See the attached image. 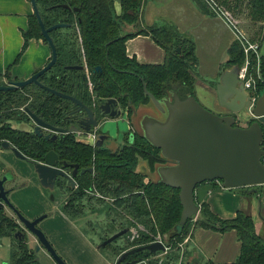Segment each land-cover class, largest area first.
I'll list each match as a JSON object with an SVG mask.
<instances>
[{
    "label": "trees",
    "instance_id": "16d2710c",
    "mask_svg": "<svg viewBox=\"0 0 264 264\" xmlns=\"http://www.w3.org/2000/svg\"><path fill=\"white\" fill-rule=\"evenodd\" d=\"M40 20L44 27L55 23H64V27L48 32L56 51L54 68L65 64L80 63L82 57L89 68L99 66L100 70L94 71L90 76L92 90L97 96H115L118 99L128 100L129 108L148 102V97L142 90L145 89L155 99H159L168 91H175L179 98L187 94L193 95V79L189 74L195 64L193 47L189 40L177 34L168 26L137 27L133 31H122L123 24L136 26L139 19V10L143 0H119V13L113 10V0H34ZM203 11L207 12L205 5L200 0H193ZM225 7L235 10L244 4L242 11H246V18L253 25L261 24L264 16V0H217ZM244 2V3H243ZM66 5L63 7L62 5ZM240 11V12H242ZM259 27V25H258ZM264 28L259 27L254 39L264 37ZM136 34L149 35L151 39L164 51L161 64H139L133 58L125 55L124 41ZM21 51L25 48L28 38H39L40 35L35 16L28 17V26L23 32ZM178 48V52L176 51ZM243 61V54L239 44L233 41L227 48V58L222 65V70L230 66L239 67ZM248 71L254 76V61H250ZM264 71V52L259 61V72ZM69 73L64 78L50 75L46 84L64 93H73L83 102H89V92L86 85H81L75 91L71 89ZM254 93L262 87L255 80ZM44 92V91H43ZM124 92V94H123ZM10 92H6L9 94ZM41 100L34 104V112L41 118L52 123H57L59 118L60 98L44 92ZM127 103V102H125ZM5 109V108H1ZM3 117H8L3 112ZM21 119V116L16 117ZM251 119L246 122V125ZM0 138H7L26 157L41 160L45 151L53 149L59 158L66 157L68 161L85 164L89 159V149L77 145L71 137L66 135L54 141L44 140L42 137L20 130H12L6 125L0 126ZM264 139V133H263ZM148 143L147 141H145ZM148 145H150L148 143ZM261 162L262 156L260 157ZM264 163V162H263ZM135 157L132 149L120 162L113 163L110 159L98 157L94 163V177L88 175L77 177L78 189L74 192L76 197L82 195L81 189L94 184L97 191L103 195L113 197V204L126 219L143 224L145 232H139L132 241H126L122 246L112 248L115 255L120 251L135 245H143L152 240L156 234L164 235L171 231L177 223L181 206L178 199V189L167 186L161 182L147 178L135 172ZM152 160L148 166L152 167ZM213 181V180H212ZM241 188V187H239ZM243 189H254L264 197V184ZM198 204V203H197ZM62 211L70 216L79 215L73 206H62ZM117 211L114 209V214ZM189 226V219L182 225L179 235L171 238L165 245L171 246L175 240H180ZM192 227H204L219 231L233 229L239 241V251L234 264H264V240L257 236L253 229V222L248 214L237 210L232 218L220 219L213 214L206 203L198 204V218ZM123 227L116 229L119 230ZM19 231V234L13 235ZM115 231V230H113ZM8 237L9 257L6 264H40L35 259L33 248H28L23 230L15 220L0 210V237ZM103 239V238H102ZM109 246L105 245L104 248ZM155 253H158L156 251ZM154 253L147 250H138L134 256L149 257ZM153 262V263H152ZM147 264H156V260L149 259Z\"/></svg>",
    "mask_w": 264,
    "mask_h": 264
},
{
    "label": "crops",
    "instance_id": "0c3cea01",
    "mask_svg": "<svg viewBox=\"0 0 264 264\" xmlns=\"http://www.w3.org/2000/svg\"><path fill=\"white\" fill-rule=\"evenodd\" d=\"M113 3L114 13L117 14L119 2L113 0ZM231 12L237 26L251 39L256 36L260 25L264 28V16L261 24L253 25L246 18L245 10L241 12L242 16H236L238 13L233 9ZM31 14L28 0H0L1 79L4 76L23 79L49 58V48L39 38H28L21 51L22 35ZM143 26H168L191 42L196 61L191 71L193 96L209 110L227 113L217 104L215 94V84L227 58V48L235 41L225 23L216 15L203 11L193 0H143L136 27ZM128 31H133V28L129 27ZM124 50L128 58L139 64H161L164 59L163 49L149 35L136 34L127 38ZM234 116L241 121L249 117L245 116V112L235 113ZM5 168L11 169L13 175L11 184L14 187L8 193L9 201L27 219L46 214L36 226L65 264H113V252L109 250L111 258L104 256L102 250L96 248L98 240L85 232L81 220L69 218L60 211L57 201L48 198L26 161L0 150V172ZM193 196L196 204L206 203L220 219L232 218L237 210L245 212L253 222L255 234L264 240V197L254 189L223 188L218 180H211L196 185ZM5 212L13 217L11 211ZM191 225L186 241L189 257L184 264H234L239 241L233 229L219 231ZM4 238L8 242V260L10 240ZM27 239V244H35L34 237L27 235ZM114 243L117 245V242ZM35 256L40 264H55L42 247Z\"/></svg>",
    "mask_w": 264,
    "mask_h": 264
},
{
    "label": "water",
    "instance_id": "95a60500",
    "mask_svg": "<svg viewBox=\"0 0 264 264\" xmlns=\"http://www.w3.org/2000/svg\"><path fill=\"white\" fill-rule=\"evenodd\" d=\"M32 14L35 16L40 35L44 39L50 51L49 60L39 70L27 79L10 82L14 86H23L27 83H37L36 77L54 64L56 53L54 44L48 34L49 31L64 27V23H55L44 27L34 0H28ZM65 7L66 5H62ZM178 52V48H176ZM80 68V66H75ZM69 68H74L70 66ZM97 68V67H96ZM238 67L233 65L224 68L218 76L215 84L217 104L227 110V114L218 115L201 105L196 98L187 94L180 99L175 91H168L159 99H155L147 90L143 82L142 90L148 97V102L132 108L131 125L140 132L142 137L153 147L159 150L162 163L156 164L152 172H146V176L153 181L161 182L167 186L178 189V199L181 206L177 223L171 231L162 235L164 244L171 238L179 235L182 225L187 219L196 215L198 204L194 201L193 191L196 185L211 180H218L223 188L250 187L264 184V163L260 157L264 155V149L260 147L264 133V95L257 96L253 107L249 112L244 110V102L247 92L242 87V82L237 78ZM2 87L1 89H9ZM65 99L71 100L73 105L84 112L85 117H91V111L79 100L57 93ZM113 99L107 100L103 106L107 107ZM151 109V113L138 115V108ZM245 112L249 116L245 121L251 122L245 126L234 125L235 113ZM35 122L34 131L39 127H46L55 131H63L54 128L30 114ZM85 118L79 121L84 124ZM138 128V129H137ZM6 147L7 144L2 143ZM14 154L19 153L13 150ZM57 157L52 151L43 155V162H33V171L44 188H52L55 176H64L57 168ZM76 166L73 167L74 174ZM6 178L0 177V208L7 206L23 228L31 233L36 242L33 254L36 255L40 247L44 248L55 264H65L47 241L43 232L36 226L44 217L39 215L34 219H27L19 213L7 199V189L3 183ZM72 185V180L67 177ZM127 229H121L101 241L97 248L109 243L116 237L125 233ZM19 234V231L14 235ZM138 250H147L152 253L163 251L162 242L155 240L141 246L133 247L121 252L113 264H142L139 258L124 260L126 256ZM35 259L37 257L35 256Z\"/></svg>",
    "mask_w": 264,
    "mask_h": 264
},
{
    "label": "flooded vegetation",
    "instance_id": "af4514ba",
    "mask_svg": "<svg viewBox=\"0 0 264 264\" xmlns=\"http://www.w3.org/2000/svg\"><path fill=\"white\" fill-rule=\"evenodd\" d=\"M48 60L49 58L47 59V61ZM46 62L42 66H44ZM55 62H56V58H55ZM53 65H51L50 68H48L46 71H44L43 73H41L36 77L37 83L30 82L23 86H14L10 82H18L25 80L33 73H35L37 70H39L42 66L34 70L30 75H28L23 79H15V78L9 79L6 76H4V78L2 79L0 78V86L10 87L9 89L0 90V126L6 125L12 130L26 131L36 135L37 137H42L44 138V140H47L49 142L56 140L58 137H63L68 135L71 137V140L75 144L85 146L89 149L90 152L88 156L89 159L86 160L85 164H80L76 161H68L67 158L64 156L59 158L57 153L53 149H48L47 151H52L56 154L57 157L56 166L63 172L64 176L61 175L55 176V178L53 179V185L51 189L44 188L40 184L39 185L43 188V190L46 192L48 198L51 201H57L60 211L65 216L69 218L80 219L82 225L84 224V227L93 228V226H90L91 221L86 222L84 220L87 214L98 215L99 212L101 216H105L106 218L105 223H107L105 233L108 228H112V230L111 232L106 233L105 236L100 235L96 243V248L101 241L109 237L111 234L121 229H127L125 233L116 237L114 240L110 241L109 243L105 244V245L109 244V246L104 248L103 246L105 245H103L97 248L99 250L108 249L111 250V252H113L112 248H114L113 244L116 240L123 239V243H125V240L130 242L138 235L139 232H145L142 231L144 226L140 222L132 221L129 219H128L129 222H127L126 219L122 217L120 213H118L120 211L117 208H115L113 204L114 198L107 195H103L102 193L97 191L93 183H91L87 187H83L81 189L82 195H80V197L77 198L76 194H74V192L78 189L77 177L80 179V177L84 175H88L91 180L93 179L94 163L98 155L110 159L111 162L113 163L114 162L117 163L120 162V159L123 160L124 156L129 152L130 149H132L133 156L135 157V164L133 170L135 172L142 174L143 180L146 181L148 178L146 176V172H152L154 165L162 163L163 159L159 156V150L151 145H148V143L145 142L146 140L142 137L140 132L136 131L132 127L130 121L132 111L129 108L130 106L128 100L122 101L121 99H118L115 96L101 97L94 94L92 90V83L90 81V76L94 74V71L100 70L99 66L89 68L85 64L83 57L80 63L65 64L60 68H54ZM70 66H74V68H69ZM75 66H80V68H77ZM67 72H72L70 73L72 75L70 80L71 81L70 86L72 91H75L81 85H86V89L89 92V99H90L89 102H83L80 99H78L75 95H73V93L71 94V93H64L58 91L56 89L49 87L45 83L50 75H54L56 78H58L61 75L65 78L66 75L69 74ZM49 90H53L63 95H68L79 100L91 111V117H85L84 112L81 109L79 110L78 106L73 105V102H71V100L56 95L50 92ZM43 91L47 92L48 94H52L60 98L61 100V103L59 105V118L56 124L52 123L51 121L44 120L34 112V104L37 101L41 100L42 97L45 95ZM6 92H10V93L6 94ZM109 99H113L114 102H109L107 104V107L103 106L104 103ZM138 106L139 105H136L134 106V108H137ZM1 108H5V109H1ZM3 112H7L9 116L3 117L2 116ZM212 112L218 115L227 114V113H219L214 111ZM30 114L34 115L42 122L47 123L54 128L62 129L63 131H55L46 127H39L37 132L34 131L35 122L32 120ZM18 116H21L22 118L17 119L16 117ZM121 116L125 118L126 127L123 132L118 134L117 141L116 140L114 141L113 139H111L107 131L104 130V128L102 127L104 123L119 118ZM84 118H85V123L79 124V121ZM2 143L7 144V146L6 147L2 146ZM0 150L8 151L16 158L23 159L24 161H26L30 165L31 171L36 177V174L33 171L32 163L33 162L42 163L43 156L41 160H34L28 158L23 153H21L15 146H13V144L7 138H0ZM13 150L17 151L19 155L14 154ZM47 151H45L44 154ZM149 159L152 160V164H153L151 168L148 166ZM74 166H76L74 174H71ZM2 176L6 178L5 182L3 183V187L4 189L8 190L6 194L8 199V193L14 187V185L11 184L13 180L11 169L5 168L2 172H0V177ZM67 177H69L72 180L73 182L72 185L67 181ZM55 189L57 190V193H55L54 191ZM9 203L11 204L10 201ZM65 205L68 206L72 205L73 209L79 211V215L70 216L65 214L61 209V207ZM114 209L117 211L116 214H114ZM0 210H3L5 214H6L5 210L11 211L5 205H3L2 208H0ZM41 215L45 216L46 214L44 213ZM11 218L15 220L18 226L23 230V233L26 232L24 233V236L27 243L28 242L27 233L29 232L23 228V226L16 220L14 215ZM119 227H123V228L116 231V229ZM29 234L32 237H34L31 233ZM153 238L154 236L152 237V240L149 241L148 243L153 242ZM137 246H141V245L131 246L129 248L120 251V253ZM133 254L134 253H132L129 256H126L124 260L139 258L142 264H147V261L149 259L156 260V263L157 261H161L162 258H164L166 251L164 253L162 251H158V253L154 252L153 255L145 258L134 256ZM118 255H116V257Z\"/></svg>",
    "mask_w": 264,
    "mask_h": 264
},
{
    "label": "rangeland",
    "instance_id": "374dc122",
    "mask_svg": "<svg viewBox=\"0 0 264 264\" xmlns=\"http://www.w3.org/2000/svg\"><path fill=\"white\" fill-rule=\"evenodd\" d=\"M115 1L117 2L119 0H114V2ZM221 5L223 6L224 9H226L230 13L231 16L233 15V13L231 12L232 9L229 10V8L225 7L223 4H221ZM113 6H114V3H113ZM242 7H244V4H241L240 6H238L234 10L235 12L238 13L236 16H242V14L240 12V11H242V9H241ZM118 13H119V9H118ZM129 27H132L133 30L137 28L136 26H132V25H129V24H123L121 26V29H122V31H126V30H128ZM144 27L145 26H143L141 28H144ZM263 52H264V39H262L260 41V54L262 55ZM188 72H189V74H191V70H189ZM260 79H261L262 82L260 80H256V83H258L260 85L262 83V87L258 91L257 96L264 95V71H263L262 74H260ZM143 113L149 114V113H151V109H148L147 106H146V108H142V107L140 108L139 107L138 108V115H141ZM234 124L237 125V126H245L246 125V121H241V120L235 119ZM125 127H126L125 118L121 116L119 118H116V119H113L111 121H108V122L104 123L102 128H104V130L107 131V133L109 134L111 139H113L114 141L115 140L117 141L118 134L123 132ZM54 191H55V193H57L56 189ZM103 215H104V213H103ZM197 218H198V215H197ZM84 220L86 222L91 221L90 226H93V228L84 227V224H83V227H84L85 232L87 234L91 235V237L93 239H95V240H98V237H97L98 235L102 234L103 236H105L106 233H109L112 230V228H108L106 233H105V229H106V226H107V223H105L106 218H105V216H101L99 214V212H98V215L97 214H95V215L94 214H91V215L87 214V216H85ZM190 225H191V222L189 221V226H188V229L185 232L184 236L180 240H178V239L175 240L173 242V244L171 246H169V248L166 250V254L164 255V258H162L161 261H157L156 264H184L183 262L189 256H187L186 241L184 242L183 239L189 235ZM137 231H138V229H137ZM139 231H141V230H139ZM142 231H145V228H143ZM27 235L31 237V235L29 233H27ZM161 237H162V235H161ZM115 242H117L116 243L117 245H121L122 247L124 245L123 239H119V241L117 240ZM7 243L8 242H7L6 238L0 237V262H2V263H7V259H6ZM117 245H113V246L117 247ZM27 247L28 248H33L34 245L32 246V243H28ZM101 252H102V254L104 256H107L108 258L112 257L111 254H110V251L108 249H103ZM114 257L116 258L115 254H114ZM115 258H114V260H115Z\"/></svg>",
    "mask_w": 264,
    "mask_h": 264
},
{
    "label": "built area",
    "instance_id": "2783aa9c",
    "mask_svg": "<svg viewBox=\"0 0 264 264\" xmlns=\"http://www.w3.org/2000/svg\"><path fill=\"white\" fill-rule=\"evenodd\" d=\"M206 7L207 11L213 15L219 17L225 25L230 29L234 36V40L239 44L242 54L243 61L238 67L237 78L242 82L243 89L247 92L244 110L249 112L253 107L257 94L254 93L255 90V80H260L259 72V61H260V41L261 38L251 39L245 33H243L237 26V21L230 15V13L223 8V6L217 0H200ZM254 61V76L248 71V66L250 61ZM262 82V81H261ZM260 147L264 149V139L262 140ZM262 161L264 162V155L262 156ZM198 212L196 215L192 216L189 221L191 224L196 220ZM158 240L164 245L163 253L169 248L164 244L163 236L156 234L154 235L153 241ZM187 241V237L183 239ZM1 264V263H0Z\"/></svg>",
    "mask_w": 264,
    "mask_h": 264
}]
</instances>
